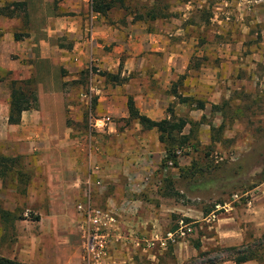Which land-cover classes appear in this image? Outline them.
Returning <instances> with one entry per match:
<instances>
[{"label":"crops","instance_id":"crops-1","mask_svg":"<svg viewBox=\"0 0 264 264\" xmlns=\"http://www.w3.org/2000/svg\"><path fill=\"white\" fill-rule=\"evenodd\" d=\"M166 1L177 4L163 13L165 19L134 20V14L113 7L97 14L92 40L88 41L85 0H0V7L21 3V10H15L11 17L0 16V73L6 76L0 84L31 80L37 98L36 108L22 112L17 125L6 123V104L2 122L26 130V134L35 129L34 138L42 142L43 149L48 143L62 149L60 157H8L21 161L17 171L24 168L28 176L22 192L43 211L34 222L40 227L41 239L30 240L24 247L28 260L17 262L33 264L37 250L38 264H83L81 233L85 221L76 207L85 205L87 193L93 206L109 212L116 221L104 264H236L235 258L243 255L245 260L238 264H258L254 257L262 254L264 258V251L213 255L216 251L211 249L216 246L236 247L243 242L242 229L231 227L228 234L224 232L227 228L218 224L214 238L199 236L166 250H145L137 241L162 230L169 208L137 196L127 200V194L134 197L146 189L136 180L148 173L158 157H74L79 152V138L68 139L71 128L63 117L60 129L64 132L55 138V144L47 142L52 137L40 133L51 119L41 110L39 80L44 82V96L60 98L63 109L67 107L63 102L66 83L75 84L90 64L108 75L96 79L104 84L97 98L100 112L126 117L127 99L140 115L152 121L168 120V113L200 117L210 105L227 99L251 100L252 108L262 105L264 1L256 5L251 0ZM139 14L135 16L145 17ZM45 67L56 68L54 76L44 72ZM124 75V81H119ZM7 89L8 103V85ZM195 104L198 108H190ZM67 108L69 115L76 114L72 107ZM111 125L106 133L111 132ZM13 169L8 180L14 190L18 180ZM128 179L131 185L126 183ZM2 185L0 179V193ZM18 222V226L26 224L28 228L32 223ZM260 226L264 228V222Z\"/></svg>","mask_w":264,"mask_h":264},{"label":"rangeland","instance_id":"rangeland-1","mask_svg":"<svg viewBox=\"0 0 264 264\" xmlns=\"http://www.w3.org/2000/svg\"><path fill=\"white\" fill-rule=\"evenodd\" d=\"M176 4L167 3L166 0L154 3L149 0H124L122 7L115 4L112 10L133 16L157 7L166 14L168 7ZM177 13L171 14L177 18ZM10 57L16 59L15 55ZM55 71L56 68L44 69L53 76ZM85 72L81 73L75 84L66 83L64 87L63 102L76 111L75 115H69L71 110L67 107L62 109L60 98L45 97L44 82L39 80L43 95L40 98L41 110L51 119V124L40 131L46 137L53 138L47 142L55 144V138L61 137L64 132L60 129L63 117L65 125L71 128L68 139L79 138L76 142L79 152L74 157H158L149 165L143 180H136V184H143L141 186L146 189L142 191L146 190V193L141 191L134 197L127 194V200L137 196L141 201H155L169 208L167 222L161 226V232L172 229L177 220L185 219L194 222L192 233L186 240L199 236L214 238L218 224L227 228L228 231L224 232L228 234L231 227L235 231L242 229L243 242L236 247L216 246L211 249L216 251L213 255L225 256L230 255L231 251L249 249L256 255L264 251V228L259 227L264 222V100L257 108L249 106L251 100L248 99H240V102L222 100L210 105L200 117L195 115L196 118L188 113L176 116L168 113L172 122L177 119L186 122L181 132L186 144L168 155L154 130H142L128 115L121 117L119 113L98 111L97 98L104 84L96 83V79L108 75L91 64ZM4 77V73H0V82ZM121 79L119 81H124L125 75ZM8 84H0V154L12 157H60V147L48 143L42 148V142L34 138L35 129H31L33 133L26 134V130L7 127L2 122L5 105H8ZM89 87L93 89L92 94L88 92ZM95 91L97 94H94ZM190 108L195 110L198 106L195 104ZM100 117H107L112 123L109 128L111 132L106 133V128L102 132L91 130V119ZM19 162L17 159L13 170L21 168ZM19 171L28 178L24 168ZM9 178L3 182L0 193V256L23 261L28 260L24 247L30 244V240L41 239L40 227L34 222L43 211L38 209L37 202H31L28 195L22 192L28 181H19L13 190ZM129 180L126 183L131 185ZM210 216H213L212 220ZM207 217L210 220L204 221ZM18 220L32 222L31 227L28 228L26 224L18 226ZM254 258L258 264L264 261L262 254ZM31 263L38 264L37 250Z\"/></svg>","mask_w":264,"mask_h":264},{"label":"trees","instance_id":"trees-1","mask_svg":"<svg viewBox=\"0 0 264 264\" xmlns=\"http://www.w3.org/2000/svg\"><path fill=\"white\" fill-rule=\"evenodd\" d=\"M124 0H92V11L96 14L103 15L105 12L110 10L115 4L120 7L123 6ZM21 10V3H9L3 7H0V16L11 17L14 12ZM145 17L133 16L134 20H155L165 19L163 12L158 8L148 9L144 13ZM14 39L17 37L14 36ZM9 88V101H8V112L6 123L8 125H17L20 120L22 112L34 110L36 108V94L33 82L31 80H12L8 84ZM188 99H183L187 102ZM201 106V105H200ZM202 107V106H201ZM127 115L130 119L135 120L136 123L141 127L142 130L150 131L154 130L157 133L158 142L162 145L163 150L166 154L173 153L176 149H182L186 144L185 136L182 135V129L186 125V122L182 119H177L172 122L170 119H162L159 121H152L145 116L140 115L133 106L131 99L126 101ZM12 156H5L0 154V179L4 182L12 171L13 166L17 165V158H8ZM20 157V156H15ZM174 157H166V159H173ZM16 180L18 182L25 183L28 178L24 176L20 171L15 170ZM162 189H160L159 193ZM164 196V194L162 195ZM169 196V195H168ZM187 221V220H185ZM171 247V246H169ZM168 247V248H169ZM197 249V245H194ZM264 250V247H263ZM242 251L241 253H244ZM252 254V250L247 251ZM242 260H245L244 255L235 258V263L238 264ZM0 264H22L12 259L4 258L0 256Z\"/></svg>","mask_w":264,"mask_h":264},{"label":"built area","instance_id":"built-area-1","mask_svg":"<svg viewBox=\"0 0 264 264\" xmlns=\"http://www.w3.org/2000/svg\"><path fill=\"white\" fill-rule=\"evenodd\" d=\"M264 0H251L252 5ZM87 5L86 34L88 41L92 40V29L96 13L92 11V0H85ZM228 21V16L225 19ZM89 94L93 93L92 87L88 89ZM109 123L107 117L93 118L89 127L93 132H102ZM78 211L83 214L85 226L81 233V261L83 264H104L108 257V245L111 241L112 232L116 225L114 217L107 211L93 208L90 205L89 195L86 194L84 206H77ZM211 220L213 216H210ZM207 217L204 221H209ZM194 222L179 219L172 229L164 232H153L146 238L137 241L138 245L143 244L145 250L159 249L166 250L169 246L176 245L186 240L191 235Z\"/></svg>","mask_w":264,"mask_h":264}]
</instances>
